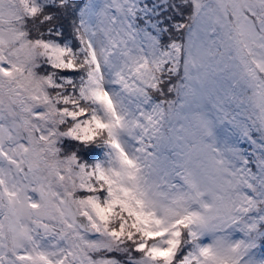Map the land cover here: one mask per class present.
<instances>
[{
	"label": "snow or ice",
	"instance_id": "1",
	"mask_svg": "<svg viewBox=\"0 0 264 264\" xmlns=\"http://www.w3.org/2000/svg\"><path fill=\"white\" fill-rule=\"evenodd\" d=\"M0 264H264V0H0Z\"/></svg>",
	"mask_w": 264,
	"mask_h": 264
}]
</instances>
